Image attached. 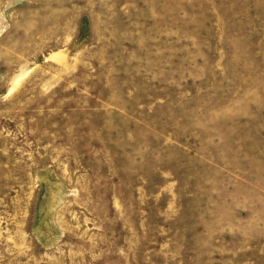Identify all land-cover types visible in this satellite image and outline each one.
Segmentation results:
<instances>
[{
    "label": "rangeland",
    "instance_id": "1",
    "mask_svg": "<svg viewBox=\"0 0 264 264\" xmlns=\"http://www.w3.org/2000/svg\"><path fill=\"white\" fill-rule=\"evenodd\" d=\"M0 264H264V0H0Z\"/></svg>",
    "mask_w": 264,
    "mask_h": 264
}]
</instances>
